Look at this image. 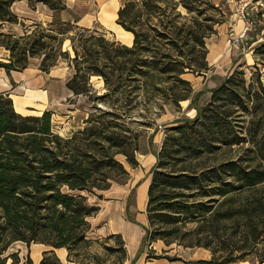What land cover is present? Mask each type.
Masks as SVG:
<instances>
[{"label": "trees", "instance_id": "trees-1", "mask_svg": "<svg viewBox=\"0 0 264 264\" xmlns=\"http://www.w3.org/2000/svg\"><path fill=\"white\" fill-rule=\"evenodd\" d=\"M14 1L0 0V46L9 51L0 68L22 71L39 58L49 72L67 61L75 70L68 87L86 95L94 110L82 128L63 136L52 111L24 115L0 92V264H35L30 255L22 261L19 251L8 254L17 241L65 247L70 262L90 264L96 240L89 219L101 207L89 194L103 197L114 182H127L128 166L139 165L141 126L154 123L167 105L195 102L186 74L211 69L207 38L224 19H201L199 0H122L117 22L134 33L127 45L77 18L56 16L20 35L6 32L4 22L23 23ZM30 1L56 13L68 9L65 0ZM211 8L224 13L220 5ZM254 51L249 77L239 65L193 119L167 127L153 169L144 240L209 248L212 258L199 264H230L249 253L264 262V41ZM94 76L104 81L102 94ZM113 237L126 245L121 234L107 239ZM40 264L64 263L49 249Z\"/></svg>", "mask_w": 264, "mask_h": 264}, {"label": "crops", "instance_id": "crops-1", "mask_svg": "<svg viewBox=\"0 0 264 264\" xmlns=\"http://www.w3.org/2000/svg\"><path fill=\"white\" fill-rule=\"evenodd\" d=\"M65 1L68 9L56 13L43 2L15 0L12 4V10L19 16L23 23L4 22L2 29L12 25L17 30H22L25 27V31L26 27L30 26L26 25V22H30L31 24L37 21L48 23L56 16L63 20H74L77 18L80 26L93 28L82 24L86 20L85 18L90 19L88 18L89 14L95 12L93 5L99 3L98 7L101 9L100 11L103 10L104 6L114 5L116 3H118L119 11L122 5V0ZM85 6L86 9L82 10ZM255 9L252 6L248 10V15L255 20V24L246 33L244 32L246 20L241 18L237 12L234 14V21L237 23L233 39L240 37L239 44H234L233 47L229 48L226 38L223 37L226 41L222 38L219 42H214L209 47L208 61L211 69L204 74L207 75L205 85H200L196 88L189 76L192 73L186 74V77L193 83L196 100L194 102L190 98L193 107H188V109L184 107L185 110L181 114L185 113L187 116L197 115L198 108L210 102L212 89L220 85L223 82L222 79L224 80L233 71L232 69L235 66H239L245 62L249 64L254 60L255 47L264 41V16ZM73 12L78 14V16H73ZM2 47L0 46V52H2ZM8 56L9 54L7 53L6 57ZM219 61H222L223 65L226 64L229 66L226 73L224 71V73H220L219 67L222 65ZM40 64L41 59L32 58L28 67L22 71L12 70L9 73L5 68H0V92L9 93L14 101L16 110L24 115H39L45 110L52 111L55 130L62 135L70 136L85 125V119L89 116L88 111L81 110L80 102L82 101L79 97L82 95H76L67 85L68 81L74 75L75 70L67 61H60L49 72L41 70ZM212 71L215 77L210 79L209 73ZM187 101L184 100L181 102V106ZM181 114L170 119V121L156 124L146 142L142 138L145 133L142 135L140 147L137 152L139 165L136 168L128 166L129 171L132 168L130 172L134 175L135 182L132 185H123V199L108 200L105 203L97 204L101 207L100 212L89 219L94 229V231L92 229L90 234L100 237L109 234L122 235L128 254L126 264H192L195 261L210 260L213 256V253L204 247L193 248L167 245L161 239L149 244L148 241L146 242L144 240L147 235L146 227L148 226L147 205L149 186L152 180L153 169L158 161V154L166 135L165 131L160 128L163 125L165 127L174 125L179 120L184 119L185 116ZM132 194L135 195L134 202L130 201V195ZM132 210H134V216ZM49 249H54L64 264H75L68 260L67 248H53L42 243H33L29 247L25 242L17 241L10 246L8 254L19 251L22 261H25L28 255H30L35 264H40L44 252ZM150 253L165 255V257H150ZM166 255L171 257L177 256L181 259L172 260L166 257ZM6 264H12V259H9Z\"/></svg>", "mask_w": 264, "mask_h": 264}, {"label": "rangeland", "instance_id": "rangeland-1", "mask_svg": "<svg viewBox=\"0 0 264 264\" xmlns=\"http://www.w3.org/2000/svg\"><path fill=\"white\" fill-rule=\"evenodd\" d=\"M199 1L202 4L201 8L204 10V14L201 15V19H205V18L210 17V16H213L217 20L224 19V21L221 24L216 25L217 33H215L212 36H210L209 38H207L208 48L214 42H219V40H221L223 37L226 38L227 41L224 38L223 39L227 42L228 47L229 48L233 47L234 46L233 36L235 34V31H236V23H237L236 21H234V17H235L234 14L236 13V8H238L241 5V3H239L240 0H232V3H230L229 0H199ZM213 4L220 5L224 11V13H223L224 15L221 14L218 10L211 8V6ZM93 6L95 7V12L89 14L88 18H90V19L85 18L86 20H84L82 22V24L91 26L93 28H97L100 31L105 32L110 38L119 40L118 39L119 36L116 35L117 32H115L114 29L107 27L105 25V23L103 22L102 11H100L101 9H100V7H98L99 3H97L96 5H93ZM180 8L183 10L184 13H187V11L184 8H182V7H180ZM83 9H86V6L83 7L82 10ZM73 16L76 17V16H78V14L73 12ZM117 18H116V21H117ZM87 22H89V23H87ZM210 22L211 21H209L207 23H210ZM26 25H31V23L26 22ZM24 28L25 27H23L22 30L21 29L17 30L12 25H10V27L4 28L3 30L6 32H12L16 35H20V34H23ZM66 45L69 46V41L66 42ZM68 46H66V47H68ZM7 53L9 54V51L8 50L6 51V48L2 47V52H0V59H2V60L6 59L7 60V58H8V57H6ZM254 53H255V51H254ZM219 63L222 65L221 67H219V70L221 71L220 73L221 74L224 72L226 73L229 66H227L226 64L223 65L222 61H219ZM254 63H255V58L249 64H250V66H252ZM249 64L245 62V63L240 65L241 68L246 69L248 77L251 74V68L248 67ZM237 67H239V66L238 65L235 66L234 69ZM234 69H232V70H234ZM263 70H264V68H263ZM209 74H210V76L209 75L208 76L210 77V79L215 77V75H213V71ZM189 76L191 77L196 88L199 87L200 85H205L206 80H207V75H204V74H200V75L191 74ZM222 81H223V79H222ZM92 82H93L95 89L100 94L105 92L103 79L99 78L98 76H94V77H92ZM79 98H81V101H82V102H80V105L82 107L81 110L82 111H84V110L88 111L90 114V112L94 110L93 109V102L86 95H83V94ZM187 100H188L187 102L183 103V106L167 105L165 110L163 111V113L157 117V119L154 121V123L141 126L142 129L144 128V133H145V134L143 133L144 134L142 137L143 141L144 142L147 141V138L153 132L156 124H161V123L170 121V119L174 118L177 115H180L182 112H184L185 109H188V107H193L191 99H187ZM184 107H185V109H184ZM181 115L185 116L184 119H188V118L193 119L196 114L194 116H192V115L187 116V115H185V113H183ZM160 129H163L165 131V134H166L167 126L165 127V125H163ZM63 136H65V135H63ZM164 139H165V137H164ZM119 157L121 159H123V156L120 155ZM130 171H132V168ZM134 182H135L134 175H132V172H130V176H129L126 183L121 184L118 182H114L110 189L102 192L103 197L99 196L98 194H89L90 201L94 204H99V203H103V202L105 203L108 200H118L119 198L123 199L124 198V195H122L123 194V185H127V186L132 185ZM130 197H131L130 201L134 202L135 195L132 194V195H130ZM132 214L134 216V214H135L134 210H132ZM148 224H149V220H148ZM92 229H93V226H92ZM92 229H91V231H92ZM93 231H94V229H93ZM90 232H89V237L96 240L93 247H92V252H93V254H95L94 255L95 257L90 258V264H126L127 263L128 254H126V245L123 247L119 243V240L115 237L107 239V237L111 234L100 237V236H97L94 234H90ZM229 232H231V229L229 230ZM106 239H107V241H106ZM171 245L183 246V245L178 244L177 242H174ZM261 246H259V247H261ZM183 247H185V246H183ZM197 247H199V246H195L193 248H197ZM207 249L210 250L209 248H207ZM249 249L250 248H247L246 250H249ZM235 253H236V255H240L239 251H236ZM258 258L259 257L255 253L244 254L243 258L237 259L236 261H234L230 264H264V262L261 263ZM86 262H88V260H86ZM192 264H199V263H198V261H195V262H192Z\"/></svg>", "mask_w": 264, "mask_h": 264}, {"label": "bare ground", "instance_id": "bare-ground-1", "mask_svg": "<svg viewBox=\"0 0 264 264\" xmlns=\"http://www.w3.org/2000/svg\"><path fill=\"white\" fill-rule=\"evenodd\" d=\"M118 17V3L114 5H106L102 10V20L105 25L117 32L119 39L125 43L132 44L134 33L125 29L121 24L116 21Z\"/></svg>", "mask_w": 264, "mask_h": 264}, {"label": "built area", "instance_id": "built-area-1", "mask_svg": "<svg viewBox=\"0 0 264 264\" xmlns=\"http://www.w3.org/2000/svg\"><path fill=\"white\" fill-rule=\"evenodd\" d=\"M229 2L232 3V0H229ZM239 3H241V5L236 8V12L241 18L246 20V25L244 28V32L246 33L251 30L255 24V20L248 15L249 8L253 6L256 8L255 10H258V12L264 16V0H240ZM239 42L240 37H235L233 39L234 44H239Z\"/></svg>", "mask_w": 264, "mask_h": 264}]
</instances>
